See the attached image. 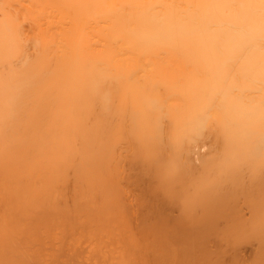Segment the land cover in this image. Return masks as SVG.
Instances as JSON below:
<instances>
[{
    "label": "bare ground",
    "instance_id": "obj_1",
    "mask_svg": "<svg viewBox=\"0 0 264 264\" xmlns=\"http://www.w3.org/2000/svg\"><path fill=\"white\" fill-rule=\"evenodd\" d=\"M130 240L264 264V0H0V264Z\"/></svg>",
    "mask_w": 264,
    "mask_h": 264
},
{
    "label": "rangeland",
    "instance_id": "obj_2",
    "mask_svg": "<svg viewBox=\"0 0 264 264\" xmlns=\"http://www.w3.org/2000/svg\"><path fill=\"white\" fill-rule=\"evenodd\" d=\"M92 231H94V230H92ZM94 232H95V231H94ZM84 233H85L86 237H87V236L90 237L91 234H92L91 236H94V235H95V234H93V233L90 232V229H88V230H84ZM131 240H133V239H131ZM131 240H130V242L128 241V250H127V251H129V252H127V255H128V254H133L134 256L132 255L133 257H131V258H133V259H131V258L129 259V258H128V257L131 256V255H129V256L126 257V258L128 259V261L130 260L129 262H130L131 264H133V263H134L133 261L135 260L134 257L137 258V256H138L139 254H141V251H142V253L144 252V251H143L144 249H143V250L139 249V251H138V250H132V249H134L135 247L133 248V246H134V245H133L134 241H133V243H132ZM86 242H88V241H86ZM86 244H87V243H86ZM86 244H85V245H86ZM132 245H133V246H132ZM130 246H131L132 248H131ZM129 248H131V249H129ZM140 250H141V251H140ZM130 251H131V252H130ZM144 253H146L145 255L150 254V253H148L147 251L144 252ZM143 256H144V255H143ZM149 257H150V256H149ZM141 258H142V257H141ZM144 258H145V257H144ZM144 258H143V259H144ZM151 258H152V257H150V259L148 258V259H149V261H148L149 263H148V264H151V263H150V262H151V261H150ZM137 259H138V258H137ZM131 260H132V261H131ZM141 260H142V259H140V262H141ZM146 260H147V257H146ZM138 261H139V259H138ZM144 261H145V259H144ZM132 262H133V263H132ZM135 262H136V264H139V263H140V262H137V261H135ZM142 262H143V260H142ZM142 262H141L140 264H142ZM152 263H153V262H152ZM144 264H145V263H144ZM153 264H154V263H153Z\"/></svg>",
    "mask_w": 264,
    "mask_h": 264
}]
</instances>
